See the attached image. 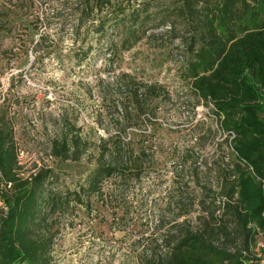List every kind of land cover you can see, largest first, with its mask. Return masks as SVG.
<instances>
[{
  "label": "trees",
  "instance_id": "trees-1",
  "mask_svg": "<svg viewBox=\"0 0 264 264\" xmlns=\"http://www.w3.org/2000/svg\"><path fill=\"white\" fill-rule=\"evenodd\" d=\"M26 7L35 8L34 0ZM78 8L75 31L90 23L97 41L106 40L112 50L119 44L129 50L163 28L181 41L194 93L213 106L236 160L226 171L219 203L192 202L202 223L192 226V209L179 191L171 226L160 221V235L139 241L142 252L134 264H253L256 230L249 225L264 230V0H80ZM8 28L0 23V42ZM135 85L127 86L129 95L115 106L118 123L106 127L107 137L97 143L95 167L74 189L52 167L24 175L13 123L0 109V264H53L51 232L57 220L93 203L106 204L108 182L116 188L142 180L152 152L139 147V135L128 140V129L140 132L143 116L155 120L152 104L168 95L158 85ZM157 131L153 128L150 137ZM85 145L82 137L68 133L50 143L48 156L80 162ZM192 151L178 156L177 173L184 180L189 164L188 178L201 185Z\"/></svg>",
  "mask_w": 264,
  "mask_h": 264
},
{
  "label": "rangeland",
  "instance_id": "rangeland-1",
  "mask_svg": "<svg viewBox=\"0 0 264 264\" xmlns=\"http://www.w3.org/2000/svg\"><path fill=\"white\" fill-rule=\"evenodd\" d=\"M79 2L34 0L35 8L27 10L28 0H0V23L10 27L0 42V109L13 123L24 175L52 167L74 189L95 167V147L107 137L105 128L118 123L115 106L129 95L127 86L158 85L168 95L152 104L155 120L146 115L138 122L140 132L128 129V140L137 134L139 147L152 152L142 180L116 188L108 182L106 204L76 209L51 232L53 264H134L142 252L139 241L160 235V221L171 226L179 191L192 209V226L202 223L192 202L219 203L226 171L236 160L213 106L194 93L182 42L163 28L149 31L154 38L129 50L122 44L109 49L106 40L97 41L90 23L75 31ZM122 74L128 77L120 79ZM153 128L158 131L150 137ZM68 133L82 137L87 155L68 163L49 158L50 143ZM191 149L201 185L188 178L189 164L184 180L177 173L178 156Z\"/></svg>",
  "mask_w": 264,
  "mask_h": 264
},
{
  "label": "built area",
  "instance_id": "built-area-1",
  "mask_svg": "<svg viewBox=\"0 0 264 264\" xmlns=\"http://www.w3.org/2000/svg\"><path fill=\"white\" fill-rule=\"evenodd\" d=\"M249 228L256 230L255 241L250 245V257L253 258L251 263L264 264V231L255 228L254 224H250Z\"/></svg>",
  "mask_w": 264,
  "mask_h": 264
}]
</instances>
